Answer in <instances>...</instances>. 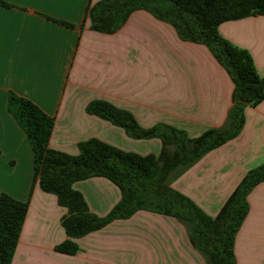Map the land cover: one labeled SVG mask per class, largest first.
Instances as JSON below:
<instances>
[{
    "label": "crops",
    "instance_id": "0c3cea01",
    "mask_svg": "<svg viewBox=\"0 0 264 264\" xmlns=\"http://www.w3.org/2000/svg\"><path fill=\"white\" fill-rule=\"evenodd\" d=\"M0 1V195L28 203L11 264H211L183 224L146 211L77 239L75 255L55 251L66 239V210L33 182V152L8 98H25L54 119L52 150L77 155L78 144L94 138L124 152L158 156L159 139H131L87 114L86 106L104 101L129 112L143 129L165 124L197 138L227 119L234 89L227 71L204 45L181 40L171 25L144 10L106 34L93 30L89 19L101 0ZM218 33L250 55L264 84V15L222 23ZM263 163L264 100L245 108L237 137L205 154L170 187L214 219L245 174ZM73 188L99 217L121 198L104 178ZM247 203L233 239L234 264H264V182Z\"/></svg>",
    "mask_w": 264,
    "mask_h": 264
},
{
    "label": "trees",
    "instance_id": "16d2710c",
    "mask_svg": "<svg viewBox=\"0 0 264 264\" xmlns=\"http://www.w3.org/2000/svg\"><path fill=\"white\" fill-rule=\"evenodd\" d=\"M0 5L5 4L0 1ZM135 10L147 11L171 25L181 40L204 45L229 74L234 85L233 105L222 127L189 138L184 131L165 124L143 129L129 112L95 100L86 106L87 114L121 128L131 139H159L161 151L158 156H140L93 138L78 144L77 155H69L48 147L54 119L31 101L10 94L9 112L33 152V182L66 210L61 220L66 239L55 251L75 255L77 239L115 220L128 219L137 211H146L183 224L211 264H234L233 239L247 216L248 194L264 182V163L245 174L214 219L170 184L205 154L237 137L244 124L245 108L264 100V84L250 55L218 33L222 23L264 15V0H101L89 12L91 28L114 33ZM90 178L110 181L121 194L106 216L92 214L83 196L73 188L76 182ZM27 209V202L0 195V264L12 263Z\"/></svg>",
    "mask_w": 264,
    "mask_h": 264
}]
</instances>
